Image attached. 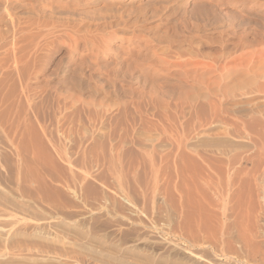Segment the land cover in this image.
<instances>
[{
    "label": "rangeland",
    "instance_id": "1",
    "mask_svg": "<svg viewBox=\"0 0 264 264\" xmlns=\"http://www.w3.org/2000/svg\"><path fill=\"white\" fill-rule=\"evenodd\" d=\"M0 264H264V0H0Z\"/></svg>",
    "mask_w": 264,
    "mask_h": 264
}]
</instances>
